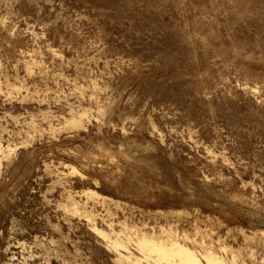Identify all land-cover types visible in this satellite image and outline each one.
Instances as JSON below:
<instances>
[{"label":"rangeland","instance_id":"374dc122","mask_svg":"<svg viewBox=\"0 0 264 264\" xmlns=\"http://www.w3.org/2000/svg\"><path fill=\"white\" fill-rule=\"evenodd\" d=\"M0 264H264V0H0Z\"/></svg>","mask_w":264,"mask_h":264}]
</instances>
